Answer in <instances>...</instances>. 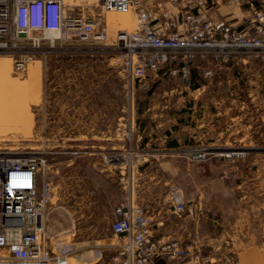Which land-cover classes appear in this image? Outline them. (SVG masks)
I'll return each instance as SVG.
<instances>
[{
	"label": "rangeland",
	"instance_id": "374dc122",
	"mask_svg": "<svg viewBox=\"0 0 264 264\" xmlns=\"http://www.w3.org/2000/svg\"><path fill=\"white\" fill-rule=\"evenodd\" d=\"M64 5L69 14L85 17L86 11L100 13L88 0H64ZM263 5L264 0H255L256 10ZM110 14L126 16L128 23L121 29L108 25V42L114 39L117 29L134 27L131 12H106L103 19ZM30 36L39 39L42 49L33 51L28 48L31 38L20 39L22 46L12 58L25 55L31 58L21 71H16L10 56L0 53V148L34 150L36 156L45 159L38 177L40 182L48 181L51 185L46 240L56 253L68 256L70 264H111L117 239L110 230L113 207L108 206L110 201L108 204L106 200L105 179L94 174V169L87 172L83 163L77 168L65 164L75 156L70 151L80 149L78 146L101 145V140L94 138L98 135L85 134L87 128L92 127L106 133V110L111 111L110 122L113 123V117L119 113L147 108V96L151 92L158 96L174 90V95L184 98L178 102L177 96L173 97L171 106L177 123L183 125L184 119L189 121L191 110L188 107L191 106L196 114L205 110L218 112L217 117H213L217 120L214 135L207 141L212 139L214 145L244 152L234 157L236 168L232 174L213 184L218 193L213 201L214 219L219 224L212 229L215 236L223 235L227 239L233 236V244L237 246L226 250L240 251L239 264H264V53H254L229 64L208 80L194 71L187 80V88L178 77L159 76L164 84H153L149 91L138 89L137 81L130 83L118 75L117 52L97 41H56L53 50L64 53L57 52L55 57L56 53H48V40L37 33ZM108 70L110 75L106 78ZM87 79L88 84L93 82L96 86L92 92L94 100L89 104L72 103L71 98L76 95H91L86 87ZM204 84L207 87L203 88ZM215 101L218 102L216 108L211 104ZM76 107L84 118L76 119ZM210 120L211 116H205L203 125ZM192 127L198 130L195 120ZM114 131L112 128V133ZM73 135L80 140L72 141ZM92 151L82 147L78 154L92 157L89 155ZM210 185L212 183L207 186ZM205 257L214 264L225 262L221 259L217 262V256Z\"/></svg>",
	"mask_w": 264,
	"mask_h": 264
},
{
	"label": "built area",
	"instance_id": "2783aa9c",
	"mask_svg": "<svg viewBox=\"0 0 264 264\" xmlns=\"http://www.w3.org/2000/svg\"><path fill=\"white\" fill-rule=\"evenodd\" d=\"M88 1L100 13L86 11L85 17L69 14L64 0H0V53L10 56L16 71H21L31 58H12L22 46L20 39L31 38L28 48L33 51L42 49L39 39L30 36L32 33L49 41V51L56 49V41H97L117 52L116 67L130 83L158 73L186 81L193 66L200 69L202 77L211 79L220 67L264 53V5L255 11L254 33H247L227 21H212L194 11L203 8L206 0H183L179 18L163 12L158 29L152 24L153 13L142 0ZM166 1L173 6L181 2ZM112 11L131 12L134 27L117 30L108 42L102 15ZM190 150L191 161L244 155L235 148L225 150L219 146ZM70 152L78 154L77 150ZM131 156L128 152L125 160ZM112 159L118 162L119 155L113 154ZM44 163L45 159L36 156L34 150L0 148V264H69L67 256L56 253L46 240L51 185L39 181L38 173ZM168 205L177 214L189 209L177 186L169 189ZM113 215L110 230L118 239L111 259L114 264H156L157 260L163 264H214L190 244L154 239L153 219L142 205L117 206ZM224 264L237 261L229 259Z\"/></svg>",
	"mask_w": 264,
	"mask_h": 264
},
{
	"label": "crops",
	"instance_id": "0c3cea01",
	"mask_svg": "<svg viewBox=\"0 0 264 264\" xmlns=\"http://www.w3.org/2000/svg\"><path fill=\"white\" fill-rule=\"evenodd\" d=\"M142 2L153 13L152 24L156 29L159 27L163 12H168L179 18V10L185 4L183 0L176 6L169 4L166 0H142ZM254 3L255 0H239L238 3H233L230 0H206L203 8H194V11L201 12L212 21L224 20L241 31L254 33L255 11H257ZM127 23L126 16L110 14L106 19V29L108 25L121 29ZM57 52L58 54L64 53L62 50L48 51V53H56L55 57H57ZM90 54L93 56L92 53ZM46 58L44 60H47ZM103 61L105 62V59ZM108 61L110 62V60L107 59V69L110 66ZM227 67H220L217 73ZM194 71L201 74L200 69L193 66L190 70V77ZM117 73L121 75L118 70ZM108 75H110L109 70L106 78ZM165 75L167 79L174 78L162 73L150 75L137 81L138 89L150 91L153 84H164L162 83L164 80H160L159 76ZM181 81L187 88L188 81ZM86 87L91 95L89 93L81 97L76 95L71 98L72 103L89 104L94 100L92 92L96 87L95 84L93 82L88 84L87 79ZM204 87L207 86L204 84ZM173 93L174 90H169L161 95L153 96L154 93L151 92L150 96H147V108L141 111L130 109L129 112L119 113L113 117V123L110 122L111 111L106 110V133L102 130L95 131L92 127V129L87 128L85 134L86 136L92 134L93 137L95 134L98 135L94 138L101 140V145H77L80 149L82 147L91 148L93 151L89 155L92 157H82L77 154L64 164L77 168L78 164L83 163L87 172L88 169H94V174L103 176L106 184V200L108 204L110 201L108 206L113 207V211L120 205L144 206L148 215L153 219L154 239L176 240L183 244H190L204 256H217L221 261L237 259V264H239L240 251L233 253L232 250H226L237 246V244H233V236H230V239L223 238V235L215 236L212 229L219 224L214 219L216 208L213 201L217 199L218 193L214 191L213 184L217 183L218 179L222 180L231 175L233 168H236L234 167L236 161L216 156H211L208 161H191L187 152L192 147H212L214 145L215 142H212V139L211 141H207V139L209 140L214 135L213 128L217 120H213V117H217L219 113L205 110V112L196 114L195 109L191 106L188 107L191 110L188 114L189 121L184 119L183 125L181 122L177 123L171 105L175 96H177L178 102H182L184 98ZM217 103L215 101L211 104L215 107ZM92 106L89 107L90 110L93 109ZM76 108V119L84 118V115L78 111L79 108ZM199 115H201L200 119ZM86 116L90 118V114L87 113ZM102 116L104 115L102 114ZM205 116H211L212 120L203 125L202 121ZM194 120L198 128L197 131L192 127ZM112 128L115 129L114 133H112ZM87 139L89 140L88 137ZM71 140L78 142L80 138L73 135ZM80 149L74 150L79 153ZM128 152L132 154L131 159L125 160ZM113 154L119 155L118 162L112 159ZM211 183L212 185L207 186ZM172 186H177L189 205V209L181 214H177L173 207L168 205L169 189ZM72 222H74L73 219ZM111 264L114 263L111 261ZM156 264L163 263L157 260Z\"/></svg>",
	"mask_w": 264,
	"mask_h": 264
},
{
	"label": "bare ground",
	"instance_id": "6f19581e",
	"mask_svg": "<svg viewBox=\"0 0 264 264\" xmlns=\"http://www.w3.org/2000/svg\"><path fill=\"white\" fill-rule=\"evenodd\" d=\"M105 21H106V17H105V19H104ZM52 37H53V35H52ZM223 149H225V150H230V148L229 147H224ZM243 150H247L246 148H244ZM192 150H188L187 152H191ZM119 160H120V157H119ZM46 228H47V226H46ZM67 260H68V263L70 264V258H68V256H67Z\"/></svg>",
	"mask_w": 264,
	"mask_h": 264
}]
</instances>
